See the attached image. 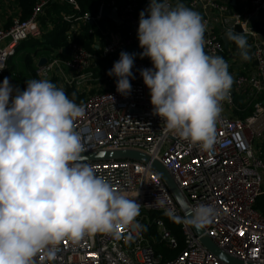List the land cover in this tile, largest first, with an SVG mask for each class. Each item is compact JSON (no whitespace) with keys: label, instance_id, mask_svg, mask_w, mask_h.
I'll return each instance as SVG.
<instances>
[{"label":"built area","instance_id":"2783aa9c","mask_svg":"<svg viewBox=\"0 0 264 264\" xmlns=\"http://www.w3.org/2000/svg\"><path fill=\"white\" fill-rule=\"evenodd\" d=\"M149 0H99L96 14L81 12L76 0H38L27 20L14 19L0 27V82L8 61L20 43L40 39L39 18L49 4L66 5L63 14L69 24L67 44L35 56V79H48L64 91L73 89L83 96L85 116L74 124L86 151L83 153L129 150L158 161L169 173L194 215L200 205L212 206L215 214L202 226L212 243L223 253L244 264H264V213L256 210L257 199L264 195V0H241L236 10L217 0H187L206 23L205 53L220 56L233 77L232 90L221 104L212 150L203 151L170 133L152 114L149 89L140 70L152 68L135 58L130 80L131 93L116 92V78L98 70V62L112 58L126 48L138 45L137 28L141 5ZM103 8L115 9L122 24L100 17ZM147 7H144L146 9ZM143 9V10H144ZM102 21L103 25L98 23ZM112 22L113 26L109 24ZM87 23L94 39L90 49L82 45V29ZM231 33L247 41L248 59H243L235 41L228 49L222 37ZM44 60V65H39ZM252 100L253 112L239 119L238 102ZM11 99V98H10ZM96 174L117 191L126 193L139 204L135 227L124 226L119 238L96 234L78 243L64 241L49 262L35 258V264H223L200 244L163 180L150 167L131 160L91 164ZM162 214L179 226L184 247L173 260H162L141 234L148 214ZM160 241L169 248L178 247L173 232L160 218H153ZM243 233V235L241 234Z\"/></svg>","mask_w":264,"mask_h":264},{"label":"clouds","instance_id":"9594fccd","mask_svg":"<svg viewBox=\"0 0 264 264\" xmlns=\"http://www.w3.org/2000/svg\"><path fill=\"white\" fill-rule=\"evenodd\" d=\"M205 32L200 14L173 0H150L139 13L140 58L153 66L140 70L152 114L165 133L210 151L234 81L222 57L205 53ZM232 39L248 59L246 38ZM135 56L121 51L107 72L125 97ZM84 116L85 107L48 79L28 80L23 91L7 77L0 82V264H35L40 254L53 262L66 240L119 238L121 227L136 226V200L84 162L85 145L74 129ZM214 214L212 206L200 205L190 223L202 227Z\"/></svg>","mask_w":264,"mask_h":264},{"label":"trees","instance_id":"16d2710c","mask_svg":"<svg viewBox=\"0 0 264 264\" xmlns=\"http://www.w3.org/2000/svg\"><path fill=\"white\" fill-rule=\"evenodd\" d=\"M219 1H224V0H219ZM37 2L38 0H9L8 3H10L14 7L13 9L16 10L15 16H18L19 18L18 20L23 21V20H27L31 16L33 9L36 6ZM76 2L79 5L81 12L90 11L93 13V15L96 14V7H97L99 0H76ZM177 2L183 3L185 6L188 7L187 0H173V5ZM8 3L6 2V0H0V9H2L1 15L2 16L4 15L3 17H5V14L3 13V10H4L3 7ZM10 4L8 5V7L10 6ZM147 6H148L147 2L143 3L141 5V11H143L144 7H147ZM68 13H70V9L66 5L62 6L56 3L49 4L44 12V15L39 18V24L43 31L41 38L24 41L20 43L19 46L17 47L15 54L20 53L19 60L21 61V64H22V72L23 74L27 75V77H29L30 80L35 77L34 75L35 56L43 54L47 50L54 49V48L57 49L67 44L66 32H68L69 30V24H67L63 20L62 15L68 14ZM13 18L17 19V17H12V16L11 18H8V19L6 18L7 19L6 22H9L8 25H5L6 27L10 25L11 20ZM109 24L113 26L112 28H114V25L112 22H109ZM98 25L102 26L103 25L102 21H100ZM90 29H93L94 32L97 31L94 25L90 23H87L86 26L82 29L83 39L85 41L81 43L87 49H90L89 43L94 39L93 34H88V30ZM140 50L142 51L141 48ZM118 59H119V55H115L112 58L100 60L98 62V70H102V71L110 70L113 66V63L117 61ZM143 60L148 64H152L149 62L150 61L149 58H148L149 61L145 60L144 58ZM10 63L11 61H8L7 63L8 69L5 72L3 80L7 76H10V75L14 76V73H15L13 71L14 67L10 65ZM11 82H14L13 78L12 80L9 79V83ZM24 87H26V83L23 84L22 89ZM65 93L69 96V98L71 95H73L72 99H74L76 103H80L83 100V96L78 95L73 89L67 88L65 90ZM77 96L79 97L78 100H77ZM261 100L264 101V96L261 98ZM252 112H253V104L249 103L242 110H238L236 112V115L239 119L243 120L244 118L250 116ZM255 207H256V210H259L262 213H264V195L260 196L257 199ZM146 216H148L149 218L148 219L149 223H145V222L142 223L141 225L142 236L152 247L155 255L160 256L162 260L166 261V260L175 259L184 247L183 236L180 237L177 233L174 232V230L168 227L173 232L174 237L176 238V241H177V245H178L176 249L169 248L164 242L160 241L159 236H158V231L155 225L151 223L153 218H160V217H157L158 214L151 213Z\"/></svg>","mask_w":264,"mask_h":264},{"label":"water","instance_id":"95a60500","mask_svg":"<svg viewBox=\"0 0 264 264\" xmlns=\"http://www.w3.org/2000/svg\"><path fill=\"white\" fill-rule=\"evenodd\" d=\"M150 1V0H149ZM100 17L102 19H108L113 23L122 24V21L119 20L118 15L115 9H107L103 8L100 13ZM264 18V9L261 10L257 19ZM234 35L231 33H227L222 37L223 47L225 50L228 49ZM39 65H44V60H41ZM85 160L84 162L89 164H97V163H115V162H123L125 160H131L134 162H139L142 164H149L150 167L159 175V177L163 180L167 189L171 193L174 201L179 206L183 216L187 220L191 230L194 235L198 238L200 244L206 249L208 253H210L213 257H215L218 261L223 264H244L234 258L223 253L219 250L212 241L207 237L202 227H196L190 223L193 219L194 215L187 209L184 198L177 189L174 181L170 177L169 173L164 169V167L156 160L149 158L148 156L134 151L129 150H120V151H107V152H93V153H82Z\"/></svg>","mask_w":264,"mask_h":264},{"label":"rangeland","instance_id":"374dc122","mask_svg":"<svg viewBox=\"0 0 264 264\" xmlns=\"http://www.w3.org/2000/svg\"><path fill=\"white\" fill-rule=\"evenodd\" d=\"M217 2L218 3H221V4H224L225 3V2H222V1H219V0H217ZM13 8L14 7L10 4L9 7L5 8L3 10V13L5 14V17H3L4 15L2 17L0 15V20H1L0 22H4V25H8L9 24V22H6V20L8 18H11V16L12 17H17V19H19L18 16H15L16 10L13 9ZM14 19L15 18H13L12 20H14ZM124 51H126L128 53H135L136 54L135 58H140L141 50L139 48V44L136 45V46H134V45L133 46H130V47L126 48ZM29 52H31V51H29ZM119 54H120V52H118L116 55H119ZM19 55H20V53L14 54L11 57V59L9 60V61H11L10 65H12L14 67L13 71L15 73H14V76H11L10 75V76H7V77H8V79H11V80L13 78V81L14 82H11L10 84L14 88H18L20 91H23L26 88V87H24L22 89L23 84L26 83V81H28L30 79H29V77H27V75L23 74V72H22V64H21V61L19 60ZM144 59L145 60H148V58H146V57H144ZM142 60H143V58H142ZM149 62L151 63V61H149ZM32 79H35V77L32 78ZM70 98L72 99L73 98V95H71ZM78 99H79V97L77 96V100ZM247 99H250V98H245V101L238 102V110H242L245 106H247L252 101V100H247ZM157 217H160L165 222V224L167 225V227L171 228L172 230H174L175 233H177L180 237H182V234H181V231H180V228H179L178 225L171 223L170 220L168 218H166L162 214H158Z\"/></svg>","mask_w":264,"mask_h":264},{"label":"crops","instance_id":"0c3cea01","mask_svg":"<svg viewBox=\"0 0 264 264\" xmlns=\"http://www.w3.org/2000/svg\"><path fill=\"white\" fill-rule=\"evenodd\" d=\"M6 2L8 3L9 0H6ZM222 2L229 3V4L233 7V9H236V10L240 9L241 6H242V2H241V0H224V1H222ZM9 4H10V3L6 4V5L3 7V9L7 8ZM1 10H2V9H0V15H1V13H2ZM1 17H2V15H1ZM0 21H1V20H0ZM2 23H3V24H2ZM10 24H11V23H10ZM9 26H10V25H9ZM0 27H5L4 22H0ZM5 28H6V27H5Z\"/></svg>","mask_w":264,"mask_h":264},{"label":"snow or ice","instance_id":"6c2138e0","mask_svg":"<svg viewBox=\"0 0 264 264\" xmlns=\"http://www.w3.org/2000/svg\"><path fill=\"white\" fill-rule=\"evenodd\" d=\"M243 235V233H241Z\"/></svg>","mask_w":264,"mask_h":264}]
</instances>
